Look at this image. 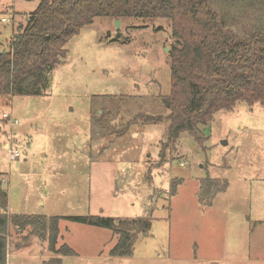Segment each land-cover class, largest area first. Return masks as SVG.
I'll return each mask as SVG.
<instances>
[{
    "label": "rangeland",
    "instance_id": "1",
    "mask_svg": "<svg viewBox=\"0 0 264 264\" xmlns=\"http://www.w3.org/2000/svg\"><path fill=\"white\" fill-rule=\"evenodd\" d=\"M39 1L0 0V50ZM175 45L168 19L128 17L117 28L95 17L64 45L42 94L0 100L6 211L60 216L58 242L75 252L62 264H264V105L238 101L201 126L202 143L183 132L165 147ZM207 178L226 185L210 205ZM82 215L118 218L131 255H109L112 230L66 218ZM137 218L143 229L123 221ZM6 232L19 247L6 264H42L45 240L11 222Z\"/></svg>",
    "mask_w": 264,
    "mask_h": 264
},
{
    "label": "trees",
    "instance_id": "2",
    "mask_svg": "<svg viewBox=\"0 0 264 264\" xmlns=\"http://www.w3.org/2000/svg\"><path fill=\"white\" fill-rule=\"evenodd\" d=\"M95 17L170 20L171 36L179 45L169 50L170 89L166 96V147L187 132L202 143L200 130L222 109L238 101L264 105V0H40L18 25L8 45L0 50V100L19 95H40L50 83L49 73L64 57V45ZM157 123L162 117L146 116ZM162 155V152L160 153ZM202 196L223 191L218 180L205 179ZM175 191V181H171ZM7 194L0 183V264H6V231L11 222L47 242L53 255L44 264H61L59 256L74 255L66 244L57 246L60 216H25L6 213ZM83 224L112 230L117 241L110 256L131 255L133 236L113 216H67ZM128 219V218H127ZM123 220L138 223L147 220ZM134 221V222H133Z\"/></svg>",
    "mask_w": 264,
    "mask_h": 264
},
{
    "label": "crops",
    "instance_id": "3",
    "mask_svg": "<svg viewBox=\"0 0 264 264\" xmlns=\"http://www.w3.org/2000/svg\"><path fill=\"white\" fill-rule=\"evenodd\" d=\"M2 212V210L0 209V213ZM6 213L8 214V216H11L7 211H6ZM10 224V222L8 223V225ZM7 229H8V226H7ZM6 263H7V258H8V256L9 255H11V254H13V252H16L17 251V249L19 248V247H17V246H11V244L9 243V235H8V232H6ZM27 243V242H26ZM25 243V244H26ZM25 244H22L21 246H24ZM60 244H59V242H58V240H57V246H59ZM20 246V247H21ZM47 251H48V249H47ZM43 256L45 257H43V261H42V264H44V262L45 261H47L49 258H51V257H53V256H55V255H53L50 251H48V254L46 255V254H43ZM60 257V259H61V264H62V259L65 257V256H59Z\"/></svg>",
    "mask_w": 264,
    "mask_h": 264
},
{
    "label": "built area",
    "instance_id": "4",
    "mask_svg": "<svg viewBox=\"0 0 264 264\" xmlns=\"http://www.w3.org/2000/svg\"><path fill=\"white\" fill-rule=\"evenodd\" d=\"M1 116H2V118L6 119L8 121V123H9L10 126L11 125L18 124L17 120L12 119L10 113L5 112ZM8 155H9V158L11 160L12 159H16V158L19 157L18 151L16 149H11V148L8 149Z\"/></svg>",
    "mask_w": 264,
    "mask_h": 264
},
{
    "label": "water",
    "instance_id": "5",
    "mask_svg": "<svg viewBox=\"0 0 264 264\" xmlns=\"http://www.w3.org/2000/svg\"><path fill=\"white\" fill-rule=\"evenodd\" d=\"M115 23L117 25V28L119 27V20H115ZM168 50V49H167ZM166 104H168V102H166Z\"/></svg>",
    "mask_w": 264,
    "mask_h": 264
}]
</instances>
